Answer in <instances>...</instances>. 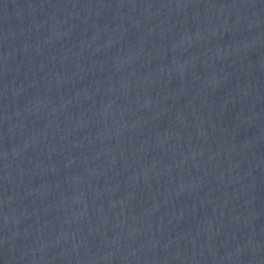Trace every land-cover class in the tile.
<instances>
[{
  "label": "water",
  "instance_id": "1",
  "mask_svg": "<svg viewBox=\"0 0 264 264\" xmlns=\"http://www.w3.org/2000/svg\"><path fill=\"white\" fill-rule=\"evenodd\" d=\"M0 264H264V0H0Z\"/></svg>",
  "mask_w": 264,
  "mask_h": 264
}]
</instances>
